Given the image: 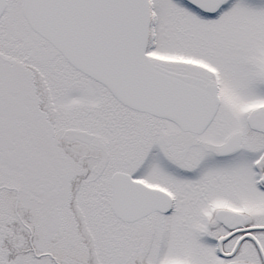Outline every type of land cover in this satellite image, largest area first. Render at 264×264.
Instances as JSON below:
<instances>
[{
    "label": "snow or ice",
    "instance_id": "obj_1",
    "mask_svg": "<svg viewBox=\"0 0 264 264\" xmlns=\"http://www.w3.org/2000/svg\"><path fill=\"white\" fill-rule=\"evenodd\" d=\"M0 264H264V0H0Z\"/></svg>",
    "mask_w": 264,
    "mask_h": 264
}]
</instances>
